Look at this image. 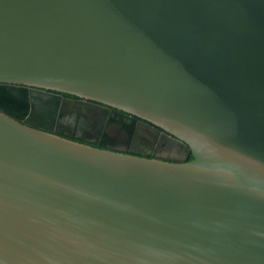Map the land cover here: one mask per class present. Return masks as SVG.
<instances>
[{"label":"water","instance_id":"95a60500","mask_svg":"<svg viewBox=\"0 0 264 264\" xmlns=\"http://www.w3.org/2000/svg\"><path fill=\"white\" fill-rule=\"evenodd\" d=\"M0 264H264V0H0Z\"/></svg>","mask_w":264,"mask_h":264},{"label":"flooded vegetation","instance_id":"af4514ba","mask_svg":"<svg viewBox=\"0 0 264 264\" xmlns=\"http://www.w3.org/2000/svg\"><path fill=\"white\" fill-rule=\"evenodd\" d=\"M61 97L63 101L62 105L66 106V108H64L65 111L60 116L57 117V115H55L53 123L51 124V132L93 146H100V143H105L107 145H115L116 149L123 150L124 152L129 151V144H125L123 147L117 146L116 143L118 142L104 138L102 135L106 126L109 125L110 121L117 115L116 113L118 110L96 101L87 100L83 104L69 105V100H77L78 98L67 93H61ZM60 102L61 101H59L58 105L56 102L55 105L58 107L61 104ZM37 115L35 120L39 121L42 117L41 114ZM45 117L47 120L44 118V120H46L44 122L50 124V118H47L49 115Z\"/></svg>","mask_w":264,"mask_h":264},{"label":"trees","instance_id":"16d2710c","mask_svg":"<svg viewBox=\"0 0 264 264\" xmlns=\"http://www.w3.org/2000/svg\"><path fill=\"white\" fill-rule=\"evenodd\" d=\"M190 157H191V155H190V154H188L187 158H190Z\"/></svg>","mask_w":264,"mask_h":264}]
</instances>
